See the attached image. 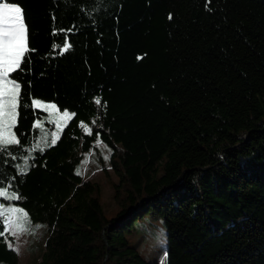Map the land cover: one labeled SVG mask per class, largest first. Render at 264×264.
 I'll use <instances>...</instances> for the list:
<instances>
[{
    "label": "trees",
    "instance_id": "16d2710c",
    "mask_svg": "<svg viewBox=\"0 0 264 264\" xmlns=\"http://www.w3.org/2000/svg\"><path fill=\"white\" fill-rule=\"evenodd\" d=\"M5 2L34 50L21 94L69 114L52 144L50 112L19 107L0 153V207L46 231L35 264H264V0ZM97 141L118 177L111 216L77 174L86 152L102 162ZM146 215L163 262L127 238ZM0 224V263L16 264Z\"/></svg>",
    "mask_w": 264,
    "mask_h": 264
},
{
    "label": "rangeland",
    "instance_id": "374dc122",
    "mask_svg": "<svg viewBox=\"0 0 264 264\" xmlns=\"http://www.w3.org/2000/svg\"><path fill=\"white\" fill-rule=\"evenodd\" d=\"M50 103L38 101L39 108H44L50 112L47 120L52 122L50 134L55 133L57 138L64 124L66 123L69 114L65 117V112L58 110L56 107H50ZM59 125V127H57ZM85 131H88V126L83 125ZM12 132V129H11ZM13 134V132H12ZM96 152L100 155L102 162L99 161L98 155L95 152H86L82 155L78 169L80 174L87 180L98 183L101 188V203L107 215H113L117 209L113 199L112 186L117 182L118 177L113 170L108 166L110 149L100 141L96 142ZM101 163L106 170L101 168ZM16 207L22 211L18 214L24 222L28 224V230H18L8 220L5 219L7 244L11 245L16 254V264H35L40 260L44 249V241L46 231L44 226L38 223L31 222L26 216L25 211L15 205H6L0 207V212H6L7 208ZM41 225L40 228H35V225ZM129 243L136 247L138 252L146 260H156L159 262L165 261V245L166 236L164 226L159 217L154 215H146L138 219L134 229L130 234H127ZM1 264V263H0Z\"/></svg>",
    "mask_w": 264,
    "mask_h": 264
},
{
    "label": "snow or ice",
    "instance_id": "6c2138e0",
    "mask_svg": "<svg viewBox=\"0 0 264 264\" xmlns=\"http://www.w3.org/2000/svg\"><path fill=\"white\" fill-rule=\"evenodd\" d=\"M169 18L171 19V15ZM26 37L27 28L23 10L16 4L0 0V153L8 151L10 146L18 143L16 136L11 132V128L17 126L18 108L24 106L31 108L33 104L38 106V102H29L24 99L21 94L22 85L13 75L16 72L30 70L22 68L28 55L34 51L27 47ZM57 47L54 44L53 50H57ZM70 47L71 45L65 42L63 47L59 48L58 54L63 55ZM137 59L141 58L137 57ZM97 103L99 104V100ZM65 117H67V111H65ZM55 136L56 134L52 133V144L56 143ZM77 174L79 175V171ZM7 198L13 200L17 197L8 196ZM21 211L19 208L9 207L6 212H0V217L7 216L14 227L27 231L28 224L18 215ZM2 226L0 224V227ZM40 227L41 225H35V228ZM9 247H11L10 244Z\"/></svg>",
    "mask_w": 264,
    "mask_h": 264
}]
</instances>
